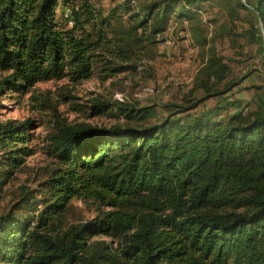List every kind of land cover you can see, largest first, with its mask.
Instances as JSON below:
<instances>
[{
    "label": "trees",
    "instance_id": "16d2710c",
    "mask_svg": "<svg viewBox=\"0 0 264 264\" xmlns=\"http://www.w3.org/2000/svg\"><path fill=\"white\" fill-rule=\"evenodd\" d=\"M224 1L227 21L213 35L203 18L212 0H121L104 11L89 0H0V90L136 71L170 22L186 24L199 47L236 29L250 42L259 29L264 39V0ZM209 51L193 79L203 97L166 105L157 122L55 118L43 145L53 167L0 214V264H264V95L251 108L223 97L237 83L218 87L229 67ZM212 96L209 111L189 113ZM107 108L91 105L93 114ZM117 108L128 121L155 114ZM33 128L32 119L0 122V200L35 152ZM72 198L97 203L96 214L67 222Z\"/></svg>",
    "mask_w": 264,
    "mask_h": 264
},
{
    "label": "rangeland",
    "instance_id": "374dc122",
    "mask_svg": "<svg viewBox=\"0 0 264 264\" xmlns=\"http://www.w3.org/2000/svg\"><path fill=\"white\" fill-rule=\"evenodd\" d=\"M89 1L97 9L104 11L121 0ZM144 1L148 0H138ZM224 4V0H212V6H207L203 18L204 28L208 33L227 21ZM61 10L60 6L58 15ZM184 26L186 24L175 25L170 22L167 31L161 35L163 40L149 54L135 61L136 71H122L104 80L97 69L90 78L80 82L74 83L67 78L40 81L24 92H15L2 84L0 122L8 119L34 120L30 146L35 152L26 157L23 166L15 171L13 178L4 187L0 214L17 199L21 186L37 188L38 183L45 180L47 172L53 167L52 159L46 154L43 145L52 131L56 117L71 124L85 123L97 127L157 122L170 109L166 105H180L187 100L197 102L203 97V91L193 87V79L209 55L207 50L209 51L210 46L229 67L227 79L218 87L227 81L237 83L223 97L240 100L244 107L254 106L255 97L264 95V39L261 31L258 29L255 41L252 42L236 29V35L215 37V40H209L208 46L199 47ZM6 75L7 72L0 71V83ZM117 94L121 100L117 98ZM218 99L216 96L206 98L189 110V113L209 111ZM99 101L108 105V108L93 114L91 105ZM119 103L135 108L153 106L155 114L147 119L128 121L118 113ZM96 207L97 203L91 200L72 198L65 218L69 223L88 221L96 214ZM102 239L110 240L108 237Z\"/></svg>",
    "mask_w": 264,
    "mask_h": 264
},
{
    "label": "built area",
    "instance_id": "2783aa9c",
    "mask_svg": "<svg viewBox=\"0 0 264 264\" xmlns=\"http://www.w3.org/2000/svg\"><path fill=\"white\" fill-rule=\"evenodd\" d=\"M66 13H67V11H66ZM165 40H166V39H165ZM166 43H168V41H167V40H166ZM116 96H117V98H118V99H120V100H121V98H120L119 94H117Z\"/></svg>",
    "mask_w": 264,
    "mask_h": 264
}]
</instances>
